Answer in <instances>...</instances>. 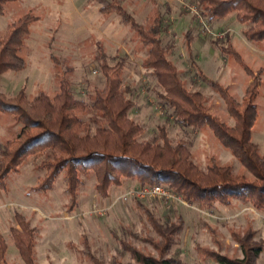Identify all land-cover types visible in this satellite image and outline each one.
<instances>
[{"label": "rangeland", "instance_id": "1", "mask_svg": "<svg viewBox=\"0 0 264 264\" xmlns=\"http://www.w3.org/2000/svg\"><path fill=\"white\" fill-rule=\"evenodd\" d=\"M117 1L139 24L149 26L157 15L161 16L169 28L163 44L169 46L168 56L182 72L187 87L202 92L210 112L229 125L233 126L235 122L225 101L198 77V68L194 67L193 61L209 78L228 87L239 103L246 97L250 83L257 78L258 116L253 141L264 154V46H255L245 40L246 26L237 21L236 15L211 23L195 0H183L197 8L210 28L212 33L203 35L200 18L185 8L182 0H164L165 5L156 4V16L150 13L154 6L151 0ZM167 4H170V12L166 10ZM99 7L95 0H17L11 3L6 13L0 15V40L8 26L20 17L30 14L36 20L30 27L22 53L27 67L21 72L4 75L0 81V92L13 97L24 89L30 99L42 91L53 96L60 91V79L66 77L73 83L77 96L87 99V94H92L94 88L104 81L96 58L106 54L112 66L120 61L118 58H123L122 77L125 86L132 90L129 97L136 103L130 117L146 129L141 139L153 138L158 127L165 125L174 142L184 139L191 143L193 159L198 166L206 169L210 159L214 158L220 165L231 166L236 175L253 180L209 130H182L174 123L157 96L162 89L142 66L146 51L141 44L137 46L138 50L134 49L136 43L130 40L134 33L126 23L118 19L112 22L107 16L100 18ZM187 33L192 39L191 48L185 39ZM19 131L20 127L11 117L3 116L0 121V149ZM35 172L30 162L12 176L8 191L0 192V232L8 244L6 261L10 264H25L9 232L10 226L16 222V211L25 215L38 231L35 237L36 264H92L82 253L85 240L93 253L107 264L115 258L124 264H138L123 251L118 240L156 256L152 245L142 240L159 238L145 213L138 208L137 201H142L163 222L169 216L184 217L186 230L178 237L170 253L171 256L178 255L183 264H216L212 260H203L196 251L197 245L219 249L232 258H242L240 245L233 236L244 237L248 233L255 234L252 244H262L257 264H264V212H258L251 206L238 202L230 207L219 205V213L210 216L197 206L175 204L167 209L164 203L153 199L115 203L127 189L136 187L135 184L125 180L123 187L112 188L110 198L104 200L96 192L93 176L84 180L78 197L79 205L71 213L67 207L71 199L66 193L65 182L60 180L53 192L37 194L32 191L37 182ZM173 208L175 215L170 211Z\"/></svg>", "mask_w": 264, "mask_h": 264}, {"label": "trees", "instance_id": "2", "mask_svg": "<svg viewBox=\"0 0 264 264\" xmlns=\"http://www.w3.org/2000/svg\"><path fill=\"white\" fill-rule=\"evenodd\" d=\"M16 1L0 0V15ZM95 1L102 13L117 14L134 33L135 43L141 44L146 51L142 66L162 89L157 96L174 123L182 130H209L253 180L236 175L231 166L220 165L214 158L210 159L206 169L198 166L193 159L191 143L184 139L174 142L165 125L158 127L153 138L141 139L146 129L130 117L136 103L129 97L132 90L125 86L122 77L125 59L118 58L120 61L112 66L108 56L102 54L96 61L100 62L104 81L92 94L84 92L87 99L77 96L73 83L66 77L60 79V91L53 96L42 91L30 99L24 89L13 97L0 92V121L3 116H9L20 127L19 133L0 149V192L8 191L12 176L32 162L37 176L32 191L48 194L63 180L71 199L67 206L71 213L79 205L84 180L93 176L96 192L104 200L110 198L112 188L123 187L126 180L138 187L164 186L191 205L212 214L219 213V205L230 207L234 202L264 212V154L253 141L258 116L257 78L250 83L246 97L239 103L228 87L209 78L193 61L194 67L198 68V77L225 101L235 122L231 126L210 112L202 92L187 87L182 72L168 56L169 46L163 44L169 28L161 16L146 26L139 24L117 0ZM195 2L211 23L235 14L237 21L246 26L245 40L255 46H264V0ZM35 20L30 14L20 17L8 26L1 38L0 81L7 73H18L27 67L22 53ZM185 39L191 48L189 33ZM137 203L159 238L141 240L152 245L157 255L146 254L126 241L118 240L123 251L138 264H183L178 255L171 256L170 253L186 230L184 217L176 216L173 208L170 211L175 216H169L163 222L142 201ZM14 215L16 222L9 228L13 244L25 264H36L38 231L25 215L17 211ZM254 235L234 234L242 258H232L219 249L199 245L196 251L203 260H212L216 264H257L263 247L251 243ZM7 252L8 244L0 232V264H10L6 261ZM82 253L92 264H107L93 253L86 240ZM111 264L124 263L115 258Z\"/></svg>", "mask_w": 264, "mask_h": 264}, {"label": "built area", "instance_id": "3", "mask_svg": "<svg viewBox=\"0 0 264 264\" xmlns=\"http://www.w3.org/2000/svg\"><path fill=\"white\" fill-rule=\"evenodd\" d=\"M183 6L185 8H189L191 11H193L199 19V22H201V32L203 35H210L212 32L210 30V28L206 25V23L202 20L201 16L199 15L197 8L195 6H191L186 4V2H184L183 0L181 1ZM95 73H97V71H95ZM130 199H137V200H157L159 202L164 203V205H166L167 209H170L172 206H174L175 204H183L186 206H191V207H195L194 205H191L190 203H188L187 201H185L184 199H182V197L174 194L173 192H171L169 189L165 188L164 186L161 185H154V186H150V187H134V188H130L127 189L119 198L118 200L115 201L119 202V201H129ZM199 210L204 213L205 215H210L213 216L212 213L208 212V211H203L199 208ZM210 213V214H209Z\"/></svg>", "mask_w": 264, "mask_h": 264}, {"label": "crops", "instance_id": "4", "mask_svg": "<svg viewBox=\"0 0 264 264\" xmlns=\"http://www.w3.org/2000/svg\"><path fill=\"white\" fill-rule=\"evenodd\" d=\"M151 2L154 4V6H153V9H151V12L150 13H153V14H155V16H156V10H155V8H156V4H157V6L159 5V3H162L163 5H165L164 3H166V2H164V0L162 1V0H151ZM169 3V2H168ZM170 4H167V6H166V10H167V12H170ZM98 15L100 16V18H102V17H111L110 19H112V22L114 21L115 22V20L116 19H118V20H120V22H123L122 21V19L117 15V14H115V13H109V14H105V13H102L101 12V10H100V7H99V9H98ZM183 17L185 16V15H182ZM96 17H98L97 15H96ZM156 18H158V15H157V17ZM105 19V18H104ZM148 20H149V18H148ZM149 22V21H148ZM169 32V30L166 32V34ZM166 34H164V35H166ZM133 36V35H132ZM129 40V39H128ZM130 40L134 43L135 41H136V38H135V36H133V37H130ZM131 42V43H132ZM135 45V44H134ZM139 44H136L135 45V47H134V49L136 48V50H138L139 48ZM136 187H138V185H135Z\"/></svg>", "mask_w": 264, "mask_h": 264}]
</instances>
